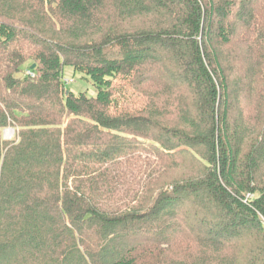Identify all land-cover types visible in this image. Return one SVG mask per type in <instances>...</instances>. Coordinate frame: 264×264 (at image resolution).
I'll return each instance as SVG.
<instances>
[{"label":"trees","instance_id":"obj_1","mask_svg":"<svg viewBox=\"0 0 264 264\" xmlns=\"http://www.w3.org/2000/svg\"><path fill=\"white\" fill-rule=\"evenodd\" d=\"M0 264H264V0H0Z\"/></svg>","mask_w":264,"mask_h":264},{"label":"rangeland","instance_id":"obj_2","mask_svg":"<svg viewBox=\"0 0 264 264\" xmlns=\"http://www.w3.org/2000/svg\"><path fill=\"white\" fill-rule=\"evenodd\" d=\"M27 68H28V65L25 64L23 66V72ZM63 82L65 84V87L69 89L70 91H72L73 93H78L80 91H85L88 95H93L95 93L91 84L85 81L84 79H82L81 75L77 73H73V70L69 67H66L64 69ZM2 134H3L4 139L10 140L13 138L14 130L8 127L3 130Z\"/></svg>","mask_w":264,"mask_h":264},{"label":"built area","instance_id":"obj_3","mask_svg":"<svg viewBox=\"0 0 264 264\" xmlns=\"http://www.w3.org/2000/svg\"><path fill=\"white\" fill-rule=\"evenodd\" d=\"M24 74L28 76H33V72L29 68L24 71Z\"/></svg>","mask_w":264,"mask_h":264},{"label":"bare ground","instance_id":"obj_4","mask_svg":"<svg viewBox=\"0 0 264 264\" xmlns=\"http://www.w3.org/2000/svg\"><path fill=\"white\" fill-rule=\"evenodd\" d=\"M11 130V129H10ZM10 134V133H9Z\"/></svg>","mask_w":264,"mask_h":264}]
</instances>
